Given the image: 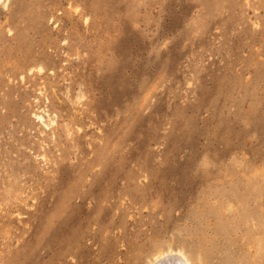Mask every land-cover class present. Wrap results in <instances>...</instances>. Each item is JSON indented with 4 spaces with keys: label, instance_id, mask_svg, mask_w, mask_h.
Wrapping results in <instances>:
<instances>
[{
    "label": "rangeland",
    "instance_id": "obj_1",
    "mask_svg": "<svg viewBox=\"0 0 264 264\" xmlns=\"http://www.w3.org/2000/svg\"><path fill=\"white\" fill-rule=\"evenodd\" d=\"M257 222L264 0H0V264H264Z\"/></svg>",
    "mask_w": 264,
    "mask_h": 264
},
{
    "label": "bare ground",
    "instance_id": "obj_2",
    "mask_svg": "<svg viewBox=\"0 0 264 264\" xmlns=\"http://www.w3.org/2000/svg\"><path fill=\"white\" fill-rule=\"evenodd\" d=\"M38 70L40 71L41 68H38ZM38 119H40L42 121V115L38 114L36 115ZM44 125H47L46 123ZM247 221V219H246ZM244 222V221H243ZM249 222V221H247ZM261 222V221H259ZM250 223V222H249ZM258 223V222H257ZM248 224V223H246ZM256 224V223H255ZM245 225V224H244ZM253 224H251L252 226ZM259 225H260V232H255L258 233V235L260 234H264V223H258V228L259 229ZM247 226V225H246ZM255 226V225H254ZM257 227V225H256ZM255 227V229H256ZM244 228V227H241ZM246 229V228H245ZM244 229V230H245ZM250 229V228H249ZM252 229V228H251ZM248 230V229H247ZM250 231V230H249ZM258 231V230H257ZM245 233H247L248 231H244ZM250 233V232H249ZM250 236V234H249ZM264 236V235H263ZM262 236V237H263ZM262 237L258 238V240L256 241L255 248L260 252V254L258 255V258H261L263 260L262 257H264V243H262ZM249 242V241H248ZM250 244H248L249 246ZM252 246V245H250ZM167 248V249H166ZM165 249H158L155 250V252H153L148 259L144 262V264H194L193 260L191 259L192 257H189V255L186 254V251H184L182 248H176V247H171L168 246ZM246 248H248L246 246ZM249 249V248H248ZM247 249V251H248ZM250 250V249H249ZM250 252V251H249ZM252 254V252L250 253ZM257 254V253H256ZM249 255V254H248ZM251 256V255H249ZM254 256V255H253ZM249 258V257H248ZM252 258V257H250ZM195 260V259H194ZM200 260V259H199ZM251 261V260H250ZM264 261V260H263ZM197 262V261H196ZM254 263V261H253Z\"/></svg>",
    "mask_w": 264,
    "mask_h": 264
}]
</instances>
